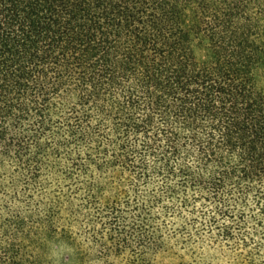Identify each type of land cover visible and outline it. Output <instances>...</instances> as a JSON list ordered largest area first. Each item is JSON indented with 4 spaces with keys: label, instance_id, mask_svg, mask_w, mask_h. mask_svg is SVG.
Segmentation results:
<instances>
[{
    "label": "trees",
    "instance_id": "obj_1",
    "mask_svg": "<svg viewBox=\"0 0 264 264\" xmlns=\"http://www.w3.org/2000/svg\"><path fill=\"white\" fill-rule=\"evenodd\" d=\"M263 32L264 0H0V264H264Z\"/></svg>",
    "mask_w": 264,
    "mask_h": 264
},
{
    "label": "rangeland",
    "instance_id": "obj_2",
    "mask_svg": "<svg viewBox=\"0 0 264 264\" xmlns=\"http://www.w3.org/2000/svg\"><path fill=\"white\" fill-rule=\"evenodd\" d=\"M188 23L192 26L193 19L191 15L187 17ZM264 40V32H263ZM207 41L201 34H195L193 46L194 53L196 57L200 60L207 58V55L210 54L209 50L206 47ZM257 75L258 84L264 89V62L260 66ZM41 262L39 264H96L93 260L86 254L81 247L67 241V240H51L48 241L44 250L41 252ZM203 258L205 260L212 259L214 264L220 262L218 258L219 252L213 250L212 248L205 247L203 249ZM189 258V255H186ZM152 261L155 264H178L180 257L171 252H158L155 256L152 257ZM112 264H129L123 258H115L112 261Z\"/></svg>",
    "mask_w": 264,
    "mask_h": 264
}]
</instances>
